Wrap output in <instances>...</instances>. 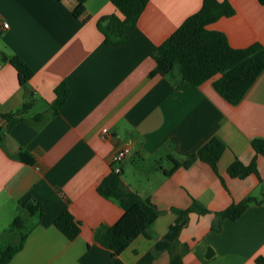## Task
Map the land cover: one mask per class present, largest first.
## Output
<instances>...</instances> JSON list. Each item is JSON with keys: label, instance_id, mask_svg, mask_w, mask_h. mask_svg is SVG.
<instances>
[{"label": "crops", "instance_id": "crops-1", "mask_svg": "<svg viewBox=\"0 0 264 264\" xmlns=\"http://www.w3.org/2000/svg\"><path fill=\"white\" fill-rule=\"evenodd\" d=\"M229 1L234 14L207 28L223 32L233 48L264 44V5ZM201 4L149 0L136 27L126 28L127 42L115 46L104 42L97 27L103 16L123 18L109 0H86L87 22L73 16L75 0H0V112L31 102L0 143V235L19 202L32 198L41 205L38 214L21 212L24 228L12 234L18 241L24 235V245L6 264H257L264 258V203L213 228L215 212L264 194V157L251 148L253 139H264V70L237 104L216 92L218 76L199 86L148 76L156 48ZM3 56L19 57L33 71L25 87ZM61 82L70 95L56 112L54 89ZM212 137L224 144L216 171L198 159L175 168V160ZM127 145L121 180L161 214L149 236L139 235L114 254L94 234L113 225L123 210L97 186L111 172L114 151ZM253 158L258 176L227 173L235 159L248 164ZM194 203L208 212L172 211ZM65 210L82 224L72 241L54 225Z\"/></svg>", "mask_w": 264, "mask_h": 264}, {"label": "trees", "instance_id": "trees-1", "mask_svg": "<svg viewBox=\"0 0 264 264\" xmlns=\"http://www.w3.org/2000/svg\"><path fill=\"white\" fill-rule=\"evenodd\" d=\"M62 1V0H60ZM86 0H75L72 8L74 17L87 22L91 15L85 7ZM123 16L120 19L112 14L98 19L97 27L104 37V42L115 46L127 42L126 28H134L149 0H109ZM264 5V0H258ZM234 14V8L229 0H202L200 9L188 16L180 26L171 33L155 50L153 58L155 68L149 77L160 75L169 77L175 84L186 81L194 86L218 76L213 81L216 92L231 104H237L244 97L257 77L264 70V44L254 42L244 48L230 46L223 32L209 30L207 25L221 17ZM3 61H9L17 70L20 84L26 86L33 71L17 56L10 58L3 56ZM53 108L56 112L65 104L70 89L65 82H61L54 89ZM28 98L30 95L27 96ZM26 97V98H27ZM31 102L25 101L22 106L10 113L0 112V143L10 132L12 127L23 119V114L30 107ZM252 150L264 157V139L255 138L251 141ZM224 150L223 142L212 137L196 153L185 156L182 161L175 160V168L187 166L194 160H200L216 171V162ZM172 159L171 157H169ZM173 160V159H172ZM227 173L231 177L243 179L250 174H258L256 159L248 164L235 159L228 167ZM97 192L106 199L116 201L123 210L119 219L111 226H102L95 231L94 241L114 254H120L139 235L149 236L148 230L156 218L161 214L156 206L148 199L129 190L122 182L120 173L111 172L103 178L97 186ZM264 203L261 199L247 196L228 208L215 212L216 223L213 228L219 230L221 222L228 218L235 220L251 204ZM41 205L38 201L28 198L18 203V214L9 227L0 235V264L8 263L24 245L25 236L20 234L17 243L2 240L12 233H20L24 228V218L21 212L30 215L38 214ZM176 213L191 211L205 214L208 211L194 203L188 209L172 208ZM55 227L70 241L74 240L81 231V221L70 211H63L54 221ZM257 264H264V258L258 257ZM173 264H180L176 260Z\"/></svg>", "mask_w": 264, "mask_h": 264}, {"label": "built area", "instance_id": "built-area-1", "mask_svg": "<svg viewBox=\"0 0 264 264\" xmlns=\"http://www.w3.org/2000/svg\"><path fill=\"white\" fill-rule=\"evenodd\" d=\"M7 26H8L7 23L3 25V27H7ZM101 133L103 135H107L108 134L107 128L102 129ZM129 151H130V146L128 145L114 151V153L111 156V170L114 173L118 174L121 172V164Z\"/></svg>", "mask_w": 264, "mask_h": 264}, {"label": "rangeland", "instance_id": "rangeland-1", "mask_svg": "<svg viewBox=\"0 0 264 264\" xmlns=\"http://www.w3.org/2000/svg\"><path fill=\"white\" fill-rule=\"evenodd\" d=\"M253 194H254V196H258V197L260 196L259 191H255ZM4 238H5V240H6V238H8L7 242H10V243H16L18 241V236L16 234L7 235V236L3 237L2 240H4Z\"/></svg>", "mask_w": 264, "mask_h": 264}]
</instances>
